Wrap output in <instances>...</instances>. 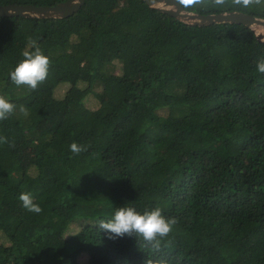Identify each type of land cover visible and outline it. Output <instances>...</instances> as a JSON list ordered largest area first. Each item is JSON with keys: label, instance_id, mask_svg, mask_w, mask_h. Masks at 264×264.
Instances as JSON below:
<instances>
[{"label": "trees", "instance_id": "16d2710c", "mask_svg": "<svg viewBox=\"0 0 264 264\" xmlns=\"http://www.w3.org/2000/svg\"><path fill=\"white\" fill-rule=\"evenodd\" d=\"M184 9L264 18V5ZM30 39L50 59L36 90L10 79ZM260 60L250 28L189 25L144 0L0 17V95L15 105L0 120V264H264ZM122 206L177 219L158 251L99 228Z\"/></svg>", "mask_w": 264, "mask_h": 264}, {"label": "clouds", "instance_id": "9594fccd", "mask_svg": "<svg viewBox=\"0 0 264 264\" xmlns=\"http://www.w3.org/2000/svg\"><path fill=\"white\" fill-rule=\"evenodd\" d=\"M178 3L184 8L209 4L214 7L229 5L249 8L264 5V0H178ZM30 44L34 51L26 49L22 52L24 58L10 72V79L17 86L25 85L30 90H36L47 79L50 59L42 53L35 40L30 39ZM257 71L264 73V60L257 62ZM14 109L15 105L0 95V120L6 119L14 112ZM21 111L24 110L21 109ZM0 143H8L7 138L0 137ZM70 149L73 153L80 154L87 150V146L73 142ZM18 198L26 210L37 214L41 212L40 206L33 202L30 193H21ZM176 223L177 219L174 217L165 218L159 207L140 213L134 207L122 206L117 208L110 220L101 221L98 226L108 233L110 239L123 237L126 234L135 235L142 238L145 246L150 247L153 251H158L161 248L162 240L168 236ZM147 264H152V261H147ZM160 264H164V262L161 261Z\"/></svg>", "mask_w": 264, "mask_h": 264}, {"label": "water", "instance_id": "95a60500", "mask_svg": "<svg viewBox=\"0 0 264 264\" xmlns=\"http://www.w3.org/2000/svg\"><path fill=\"white\" fill-rule=\"evenodd\" d=\"M154 9L175 17L189 25L209 26L221 23L242 24L250 28L255 38L264 42V18L240 11H225L213 14H198L185 10L176 0H144ZM84 0H64L52 6H35L31 4H0V17L21 16L25 18H65L75 14Z\"/></svg>", "mask_w": 264, "mask_h": 264}, {"label": "rangeland", "instance_id": "374dc122", "mask_svg": "<svg viewBox=\"0 0 264 264\" xmlns=\"http://www.w3.org/2000/svg\"><path fill=\"white\" fill-rule=\"evenodd\" d=\"M64 88L62 87L60 91H62ZM16 155L19 156L20 155V151L16 150L15 151Z\"/></svg>", "mask_w": 264, "mask_h": 264}]
</instances>
